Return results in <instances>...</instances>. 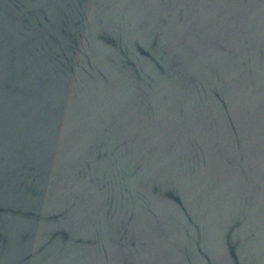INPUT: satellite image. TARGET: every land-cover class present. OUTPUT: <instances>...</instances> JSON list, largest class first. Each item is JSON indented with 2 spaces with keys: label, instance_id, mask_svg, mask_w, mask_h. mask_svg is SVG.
I'll return each instance as SVG.
<instances>
[{
  "label": "water",
  "instance_id": "1",
  "mask_svg": "<svg viewBox=\"0 0 264 264\" xmlns=\"http://www.w3.org/2000/svg\"><path fill=\"white\" fill-rule=\"evenodd\" d=\"M0 264H264V0H0Z\"/></svg>",
  "mask_w": 264,
  "mask_h": 264
}]
</instances>
